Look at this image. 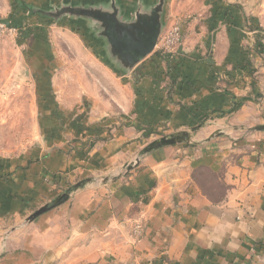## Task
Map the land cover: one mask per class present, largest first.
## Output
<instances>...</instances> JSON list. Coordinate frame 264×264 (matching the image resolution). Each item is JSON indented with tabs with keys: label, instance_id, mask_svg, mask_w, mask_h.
I'll return each mask as SVG.
<instances>
[{
	"label": "crops",
	"instance_id": "crops-1",
	"mask_svg": "<svg viewBox=\"0 0 264 264\" xmlns=\"http://www.w3.org/2000/svg\"><path fill=\"white\" fill-rule=\"evenodd\" d=\"M137 1L122 0V18L133 17ZM243 4L207 3L198 25H182L172 58L153 51L124 74V99L110 96L109 115L100 110L93 127L82 117L73 133L102 138L114 126L112 137L72 166L100 171L124 163L145 132H185L190 142L151 151L127 180L74 194L0 239V264H264V130H254L264 126V62L254 57L247 65L252 35ZM66 169L63 158L59 166L45 160L0 179V233L41 198L43 172ZM137 220L144 230L133 240Z\"/></svg>",
	"mask_w": 264,
	"mask_h": 264
},
{
	"label": "rangeland",
	"instance_id": "rangeland-1",
	"mask_svg": "<svg viewBox=\"0 0 264 264\" xmlns=\"http://www.w3.org/2000/svg\"><path fill=\"white\" fill-rule=\"evenodd\" d=\"M156 1H161L163 7L158 37L177 23H180V32L183 24L198 25L199 15L207 13V3L218 9L221 5V0H152V3ZM121 2L4 0L2 3L6 8H0V179L28 172L30 166L45 160L59 166L62 158L69 164V171H53L49 176L43 172L38 186L41 198L18 218L5 221L1 240L7 241L12 234L33 223L35 219L26 220L65 193L67 201L74 194L97 192L115 180H127L144 157L128 170L127 165L138 158L139 152L151 142L168 136L143 133L140 137L145 142L143 146L133 155H127L124 163L107 169L78 170L72 166L77 160L92 159L95 146L112 137L114 126L102 138H78L73 133L79 126L83 128L85 121L93 127L96 122L90 120L99 119L100 110L109 115L110 96L116 102L124 99L120 83H124L125 73L103 58L106 43L92 22L64 13V8L102 9L112 13L111 6L118 12ZM139 3L138 0L135 8ZM243 5L244 31L252 35L246 44V53L250 54L246 60L252 66L254 57L264 62V0H245ZM254 69L250 68L251 78L258 76ZM111 104L118 109L116 103ZM82 117L89 121H83ZM172 134L175 133L169 135ZM41 170L45 171V167ZM80 183L81 187L75 189Z\"/></svg>",
	"mask_w": 264,
	"mask_h": 264
},
{
	"label": "water",
	"instance_id": "water-1",
	"mask_svg": "<svg viewBox=\"0 0 264 264\" xmlns=\"http://www.w3.org/2000/svg\"><path fill=\"white\" fill-rule=\"evenodd\" d=\"M112 13H106L102 9H85V8H64V13L86 18L92 22L93 28L99 31L101 38L106 43L104 48L105 54L111 64L118 67L122 73H128L136 64L141 62L153 51L158 41V36L162 29V2H153L144 7L142 3L137 4L133 17L124 19L120 11L111 6ZM254 130H264L263 127H256ZM216 132L212 135L218 136ZM190 142V137L185 132L175 133L153 141L144 147L138 154V158L131 164L127 165L130 170L138 163V159L161 147L172 146L177 144H186ZM81 187V183L74 188ZM67 193L57 198L51 205H46L37 210L26 221L32 222L37 217L50 211L52 208L65 202Z\"/></svg>",
	"mask_w": 264,
	"mask_h": 264
},
{
	"label": "built area",
	"instance_id": "built-area-1",
	"mask_svg": "<svg viewBox=\"0 0 264 264\" xmlns=\"http://www.w3.org/2000/svg\"><path fill=\"white\" fill-rule=\"evenodd\" d=\"M170 27L163 35L158 38L154 52L162 58H172L182 43V34L180 32V23ZM144 224L142 221H135L131 224L130 236L133 240L140 238L143 234Z\"/></svg>",
	"mask_w": 264,
	"mask_h": 264
},
{
	"label": "trees",
	"instance_id": "trees-1",
	"mask_svg": "<svg viewBox=\"0 0 264 264\" xmlns=\"http://www.w3.org/2000/svg\"><path fill=\"white\" fill-rule=\"evenodd\" d=\"M239 107H240V105H238V104L233 105L232 108H231V112H234V111L237 110Z\"/></svg>",
	"mask_w": 264,
	"mask_h": 264
}]
</instances>
